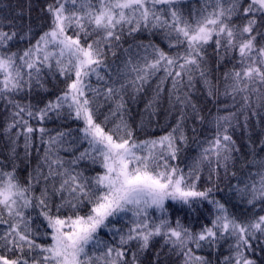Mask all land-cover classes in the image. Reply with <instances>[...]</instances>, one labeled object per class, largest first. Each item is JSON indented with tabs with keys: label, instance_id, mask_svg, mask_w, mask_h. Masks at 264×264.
<instances>
[{
	"label": "snow or ice",
	"instance_id": "1",
	"mask_svg": "<svg viewBox=\"0 0 264 264\" xmlns=\"http://www.w3.org/2000/svg\"><path fill=\"white\" fill-rule=\"evenodd\" d=\"M42 11L39 30L0 16V264H146L157 238L149 264L165 249L173 264H264V134H250L253 118L264 124V0H46ZM49 80L63 88L49 95ZM153 82L149 125L164 94L169 115L141 139L128 101ZM198 92L215 106L207 120ZM189 122L193 136L208 127L182 160Z\"/></svg>",
	"mask_w": 264,
	"mask_h": 264
},
{
	"label": "trees",
	"instance_id": "2",
	"mask_svg": "<svg viewBox=\"0 0 264 264\" xmlns=\"http://www.w3.org/2000/svg\"><path fill=\"white\" fill-rule=\"evenodd\" d=\"M46 0H0V16H9L14 17L16 19L17 24L27 26L29 23L32 24L35 30H39L41 26L45 25L44 20V13L42 11L43 6L45 5ZM18 13H22V15H18ZM145 41H147V37H143ZM155 40L157 43H160L161 46H166L162 43V38L160 36H156ZM125 47L128 46V42H125ZM113 59L117 58H109V63ZM212 59H215L214 54H212ZM117 62L119 60L117 59ZM213 68H215V64L212 65ZM229 67L231 65H228ZM223 71V68L221 69ZM95 83V81H94ZM49 88L52 89V91L49 93V95H53L55 92H58L61 88H63L62 83H56L51 80H49L48 84ZM155 89V82L146 85L145 91L140 94V96L135 100H129L128 101V107H129V120L133 124V126H137L141 123L143 120L145 127L147 129V132L140 133L138 131V135L141 139L145 137L147 134H151L152 128L156 126L157 123L160 125H163L166 123V119L169 115V105H168V98L167 95L164 94L163 98L160 102L159 108L155 112L153 116H151V124L149 125V115L145 111V105L147 104L148 100H150L154 94ZM196 101L204 107V115L206 117V120L208 118V111L209 109L212 112H215V106L207 101L205 99V95L203 92H198L195 95ZM103 102V101H101ZM219 103L222 105L224 103H231L230 98H225L221 96ZM102 108L101 111H104L106 109ZM7 116V113H5L2 109H0V154L6 155L8 151L7 147V140L2 135V128L5 124V118ZM251 125V140L258 142L264 134V124L257 125L255 118H253L250 121ZM77 126L75 121H68L65 124H60L59 122L53 121L52 124H50V127L52 128H58V127H64V128H75ZM191 122H189V144L188 147L184 149V151L181 153V159L183 160L185 157H194L197 154V144L200 140L204 138L205 135V128L208 127L207 123L203 126H197V134L195 136L191 133ZM158 131V130H157ZM210 134V131H209ZM234 139H236L237 143L242 146V150L247 152L248 149L244 147L249 143V134L245 133L243 131L237 130L234 135ZM19 151L22 153L23 148L19 149ZM183 166V165H182ZM237 174L240 175L245 171L240 167L239 164L236 166ZM227 182L225 181V184ZM163 244V241L157 238V241L154 244V251L148 253L149 260L146 261V264H149L151 258L154 256V252L156 250H160L161 245ZM175 257L167 256L166 255V249L161 253V264H173L175 261Z\"/></svg>",
	"mask_w": 264,
	"mask_h": 264
}]
</instances>
